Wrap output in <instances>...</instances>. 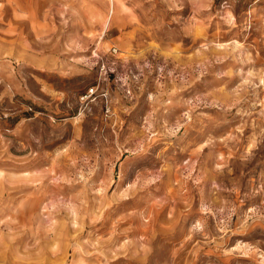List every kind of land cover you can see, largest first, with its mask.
I'll use <instances>...</instances> for the list:
<instances>
[{
  "label": "rangeland",
  "instance_id": "374dc122",
  "mask_svg": "<svg viewBox=\"0 0 264 264\" xmlns=\"http://www.w3.org/2000/svg\"><path fill=\"white\" fill-rule=\"evenodd\" d=\"M0 264H264V0H0Z\"/></svg>",
  "mask_w": 264,
  "mask_h": 264
}]
</instances>
